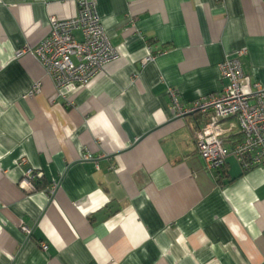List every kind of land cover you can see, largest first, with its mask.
I'll return each instance as SVG.
<instances>
[{"label":"crops","instance_id":"1","mask_svg":"<svg viewBox=\"0 0 264 264\" xmlns=\"http://www.w3.org/2000/svg\"><path fill=\"white\" fill-rule=\"evenodd\" d=\"M95 1L120 56L57 89L26 50L77 0H0V264H264V166L208 170L205 117L175 118L168 96L220 92L218 65L240 49L264 88V0ZM28 168L43 173L32 193L17 186Z\"/></svg>","mask_w":264,"mask_h":264},{"label":"built area","instance_id":"2","mask_svg":"<svg viewBox=\"0 0 264 264\" xmlns=\"http://www.w3.org/2000/svg\"><path fill=\"white\" fill-rule=\"evenodd\" d=\"M75 32L80 33V39ZM147 49L149 54L141 61L143 67L154 60L150 54L152 46ZM26 52L43 67L57 89L87 86L105 65L120 56L109 42L95 0H77V13L73 18L61 20L51 17L47 37ZM23 53L17 51L16 57ZM246 54L245 49H240L220 62L219 78L224 85L218 93L184 105L178 90H168L175 118L183 120L196 113L205 117L203 125L195 132L196 148L207 169L213 172L224 171L226 159L230 156L243 173L264 166V88L257 82H250L244 75L241 60ZM39 87L40 83H35L25 97L32 96ZM225 122L228 125L223 128ZM235 129L240 139L228 141L227 137ZM84 159L90 160L92 156L87 154ZM25 164V158L17 163L19 167ZM42 177L43 173L28 168L23 171L17 186L24 192L32 193L37 190L35 182ZM55 189L53 184L48 192L53 193ZM20 229L30 233L24 225ZM39 246L42 251L47 250L45 243L40 242Z\"/></svg>","mask_w":264,"mask_h":264},{"label":"trees","instance_id":"3","mask_svg":"<svg viewBox=\"0 0 264 264\" xmlns=\"http://www.w3.org/2000/svg\"><path fill=\"white\" fill-rule=\"evenodd\" d=\"M40 182V180H37L36 182H35V186H36V188H38V183Z\"/></svg>","mask_w":264,"mask_h":264}]
</instances>
